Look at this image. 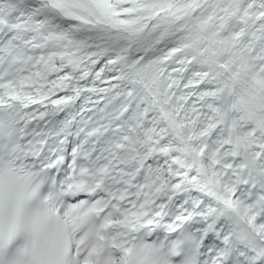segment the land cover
I'll use <instances>...</instances> for the list:
<instances>
[{"label": "bare ground", "instance_id": "6f19581e", "mask_svg": "<svg viewBox=\"0 0 264 264\" xmlns=\"http://www.w3.org/2000/svg\"><path fill=\"white\" fill-rule=\"evenodd\" d=\"M229 1L81 0L91 12L90 18L85 20L59 11L43 0H0L4 25L16 29L24 26L38 29L43 26L49 31L40 46L26 45L15 50L26 60L24 65L13 64L4 55L0 56V63L3 59L7 60L0 64L1 103L9 104L12 100L25 103L28 93L33 94L35 101L47 99L52 102L51 108H46L45 102L40 104V113H46L47 117L44 120L41 116L32 119L33 125H51L54 118H60L65 112L74 114L73 109L82 102L89 100L95 103V98L99 96H85L88 93L103 90L107 93L119 84L125 86L126 92L135 90L123 102H119L120 98L113 102L116 117L112 124H108V130L115 131L113 126L125 120L129 128L122 133L125 137L126 133L135 129L137 123L134 118L147 123L148 131L141 135L145 143L141 144L142 153L137 155L136 161L139 166H153L155 172L157 169L161 180L159 195L168 194L169 198L161 203L159 211L154 212L152 224L138 226L132 218L134 211L147 206L151 209L144 179H128L122 168L116 176H105L100 187L94 188L93 192H104L99 202L108 204L112 209L108 215H112L115 227L110 237L113 241L119 240L116 247L125 258L131 249L136 229L154 226L162 219L164 225L175 230L184 222L190 221L194 225L200 220L198 217H208L202 227L208 229L217 222L214 233L210 234V237H217L221 229H228L226 221L213 218L215 211L224 205L238 212L264 237V162L260 167L249 166L250 145L258 143V140L264 142V120L250 110V106L259 108V88L264 92V23L259 20L263 16H259L263 0H257L259 4L255 3L256 7L233 0L239 5V11L231 7L237 21L229 23L230 36L225 47L229 58H233L232 64H235L232 71L234 79L219 73L224 78V88L228 93L229 112L225 118L238 139L233 136L231 143L239 154L240 169L235 167L236 175L241 180L239 186L228 179L230 171L226 170L236 166L232 161L235 150H220L223 133L212 137V127L206 128L208 131L201 129L199 123L204 119L198 117L200 110L193 92L194 86L212 71L204 61L205 56L211 58L212 55L206 45L205 24H214L212 9L221 12L228 10L232 5ZM245 30L249 37L245 35ZM253 39L263 45L255 48ZM10 41H1L0 54L8 45H12ZM178 58L181 60L176 63ZM213 67L220 70L216 63H213ZM10 71H14V75L7 77L5 73ZM151 72L158 82L149 81L148 74ZM258 81L262 83L259 88ZM176 86L180 87L176 91L178 96L172 97L171 90ZM62 89L71 92L70 95L49 98L52 93ZM242 91L249 94L250 99L244 101L240 96ZM70 100L71 105L68 104L60 112L59 102L65 104ZM101 104L104 111L106 104L112 103L102 99ZM239 107L251 115L253 123L239 120L244 114L242 112L240 115ZM139 113L140 117L137 115ZM258 129L260 132L256 134ZM148 136L154 137L153 142L147 141ZM201 136L206 137L203 139ZM157 140H161L160 143ZM132 149L136 151L135 146L124 143L125 151ZM216 151L218 154L213 157ZM263 158L264 154L261 160ZM72 166H80L84 172L94 165L88 159L85 168L78 160H73ZM89 173L92 175V178H88L89 185L94 187L96 169L92 167ZM44 198L47 199L46 195ZM97 203L92 202L88 211L96 210ZM98 230L96 246L102 247L105 242L108 243V237L103 234L104 227ZM112 250L110 253L117 251Z\"/></svg>", "mask_w": 264, "mask_h": 264}, {"label": "rangeland", "instance_id": "374dc122", "mask_svg": "<svg viewBox=\"0 0 264 264\" xmlns=\"http://www.w3.org/2000/svg\"><path fill=\"white\" fill-rule=\"evenodd\" d=\"M236 1L238 2L239 0H236ZM236 1L230 0L229 2H231L232 5L230 7H228V10L222 11L223 14L221 11L217 10L216 8H213L212 12H211V17L213 18L212 21L214 24H211V25L209 23L205 24V29H206L205 35L207 34L205 36L206 42H207L206 45H207L208 49L213 53V56L216 57L217 66L220 68V70H218V68L211 67L212 70L214 71V74L219 78V81H218L219 87L217 86L212 91H210V89H209V91H206L199 99L196 96L197 99L195 100L197 103H200V104H196V102H195V104L198 105V108L200 110L198 117L201 116L204 119L202 122L199 123V126L204 131H208L206 128L211 129V127H212L213 128V130L211 131L212 137H217V136H219L218 134L223 133V136H221L223 138V145H221L220 150L223 149L225 151L226 149H228L227 152L232 151V149H234V150L236 149V147H233L232 143H231V139L233 136L235 137V135H233V133L231 132V129H230L229 125L227 124V119L225 118L227 112H229V107L227 106L228 105V93L226 92V89L224 88V84H225L224 78H222V76H220L219 73H221L223 75H225V74L229 75L232 78L234 76L232 71H233L235 64H232L233 58L232 59L229 58V54H227L225 46L227 45V41L229 40V36H230L229 23L233 24L237 21L236 20L237 16L233 15L234 13H233V11H231L232 10L231 7H233L234 11H237V10L239 11V5H237ZM240 1H243L245 3V1H249V0H240ZM255 3H256V1H255ZM3 19H4V17L0 16V42L3 41L4 40L3 37L8 36L9 32L11 31L10 28H6L5 25L2 24V23H5V21H3ZM262 23H264V22H262ZM239 25L243 26V24H241V23ZM44 32H47V30H45ZM245 35L248 36V33L246 30H245ZM252 41H253V46H254V44L257 42V39H253ZM216 46L218 48L214 49V47H216ZM202 50H204V48H202ZM262 51H264V49ZM252 53H253V51H252ZM217 55H219L220 58H218ZM179 60H181V59L178 58L176 60V63H179ZM205 60L208 63L209 58H206ZM221 69L223 70V72H221ZM196 70H198V68H196ZM151 73L148 74L149 81L151 83L152 82L153 83L158 82V80L155 78L156 77L155 74L152 73V75H151ZM197 73L202 74V72H200V71H197ZM6 76L8 77V74H6ZM253 76H257V75L254 74ZM251 79L252 78H250L249 81H251ZM235 82H236V80H235ZM259 82L260 81H258V83ZM254 83L256 84V82H254ZM246 85L248 86V84H246ZM261 85H262V83H259L257 87L259 88V87H261ZM119 87L125 88V86L121 85V84H119ZM177 89H179L177 86L175 87V89L172 88V90H171L172 97H175L176 95L178 96V94L176 92ZM258 91H259L258 92V98L259 99L257 101V103H258L257 105H259V108L255 107V106H253V107L250 106L251 109L250 108L249 109L251 111H253L254 114L256 113V115L259 119L264 120V95H263L264 92L261 88H259ZM240 96L245 101L246 99L249 98L250 95L247 94L246 92L242 91V92H240ZM252 100L255 101V99H253V97H252ZM180 107L183 108L184 106L181 105ZM238 109L240 111V115H242V112H243L242 110H244V109L242 107H239ZM181 111H182V109L178 113H180ZM243 113L244 114L242 116H240V119H239L240 121L242 120L244 122H249V121L253 120V119H251V115L249 113H246V112H243ZM244 122H241V123H244ZM252 123H253V121H252ZM123 124H125V121L123 122ZM199 131H201V130H199ZM255 132H256V134H259L258 132H260V129H258ZM261 134H263V133H261ZM253 136H255V133L252 134V138H253ZM204 137H206V136H203L202 138L204 139ZM235 139H237V138L235 137ZM122 141H123L122 137L120 139H117V144H116L117 148L115 147V149L112 150L110 155H109L110 161L112 160V157H113L114 153L117 152V150H118V152L121 151L120 149H122V147H123ZM236 142H238V141H236ZM198 143L200 144V142H198ZM254 147H256V146L252 147V145H250L251 155L253 153H254L253 155H256L257 150L254 149ZM238 148H240V147H238ZM258 151L260 152V157H258L257 160L254 159L255 164L249 165V166H253V168H256L257 166L260 167L262 165V163L264 162V160H261L263 157V154H264V144L261 145V148H259ZM217 154H218V151H216V153L214 154L213 157L217 156ZM232 161L236 166L233 167L234 169L233 168L232 169H226V170L230 171V173H231V174L230 173L228 174V179L230 181H235V185L239 186L241 183L240 182L241 180H239V178L237 177L236 172H235L236 171L235 167L236 168L238 167V170L240 169V167H239V154L236 153V150L232 155ZM128 163L129 162L127 160L126 165H130V163L129 164ZM155 192L156 191H153L151 194L153 195V194H155Z\"/></svg>", "mask_w": 264, "mask_h": 264}]
</instances>
